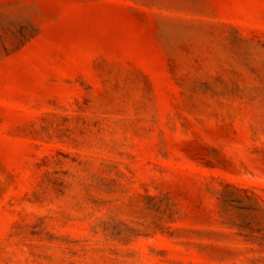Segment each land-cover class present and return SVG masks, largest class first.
I'll return each instance as SVG.
<instances>
[{"label":"rangeland","instance_id":"374dc122","mask_svg":"<svg viewBox=\"0 0 264 264\" xmlns=\"http://www.w3.org/2000/svg\"><path fill=\"white\" fill-rule=\"evenodd\" d=\"M0 264H264V0H0Z\"/></svg>","mask_w":264,"mask_h":264}]
</instances>
